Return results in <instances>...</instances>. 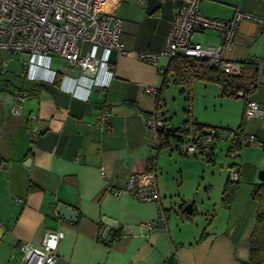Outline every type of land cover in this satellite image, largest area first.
Here are the masks:
<instances>
[{
    "label": "crops",
    "instance_id": "obj_1",
    "mask_svg": "<svg viewBox=\"0 0 264 264\" xmlns=\"http://www.w3.org/2000/svg\"><path fill=\"white\" fill-rule=\"evenodd\" d=\"M142 1L107 5L121 20L119 39L125 51L110 52L109 65L100 64L92 76L81 77L74 67L62 71L64 62L54 53L0 50V60L8 59L7 70L0 72V264H21L22 242L40 244L46 230L60 227L64 236L57 245V264H247L257 206L250 193L260 181L258 170L264 168V116L247 115L244 108L249 99L264 105V70H257L254 89L245 96L219 91L221 105L234 106L242 121L222 117L216 123L229 129L241 124L243 132L260 143L245 141L239 134L240 147L235 148L236 136L229 133V138L223 135L205 150L191 152L193 158L200 156L212 165L211 174L217 168L224 181L231 167L238 169L229 205L222 203L223 181V207L216 209L211 181H198L196 193L183 186L180 163L196 162L183 151V143L200 133L188 127L181 140L170 137L159 147L150 143L146 120L156 110V99L143 88L163 82L165 69L158 68L166 67L170 59L161 51L182 0ZM236 8L264 16V0L200 2L203 14L222 19ZM191 40L203 45L221 42L214 30H197ZM143 51L157 53L156 64L141 58ZM227 56L239 61L264 57V31L256 22L239 23ZM195 79L190 81L192 88L204 82V91L210 85L221 89L218 83ZM163 92L156 111L166 119L165 128L179 127L186 113L180 124L172 122L168 107L162 109ZM18 94L24 95L20 114L10 109ZM189 109L190 119L205 130L209 123L198 117L194 106ZM101 111L105 118L98 124ZM222 140H229L227 155L217 167L215 150ZM153 155L150 168L148 158ZM28 157L30 163L25 164ZM177 163L180 182L174 184L176 177L169 172ZM145 172L154 174L159 205L126 192L112 194L130 174ZM60 202L77 211L74 221L60 218L56 211ZM102 216L117 222L106 238L110 243L101 238Z\"/></svg>",
    "mask_w": 264,
    "mask_h": 264
},
{
    "label": "built area",
    "instance_id": "obj_2",
    "mask_svg": "<svg viewBox=\"0 0 264 264\" xmlns=\"http://www.w3.org/2000/svg\"><path fill=\"white\" fill-rule=\"evenodd\" d=\"M119 0H0V50L10 54L20 52L48 55L54 53L64 62L61 70L74 67L79 76H92L100 64L109 65V54L123 53L124 47L119 39L121 20L108 4L115 5ZM143 4L142 0H139ZM201 0H182L177 12L170 21L165 45L161 53L171 59L177 54L189 58H205L209 66L219 68L229 75L242 72L244 62L252 63L257 70H264V57H249L243 61L227 56L235 43L237 27L243 20H251L264 31V16L236 8L229 18H217L200 11ZM197 30H214L220 35L218 45H203L192 41ZM139 56L156 64L158 54L143 51ZM8 59L0 60V72L7 70ZM166 67H159L162 71ZM158 87L146 85L143 90L155 95ZM242 91H238L241 94ZM23 94H18L11 111L20 114ZM244 113L256 117L264 116V105L255 100H247ZM105 112H99L97 123L101 124ZM166 121L154 110L146 120L150 143H159L158 131ZM236 133L232 131L231 134ZM245 141L260 143L252 134L241 132ZM223 138L217 127L205 129L183 143V151H203ZM233 153V152H232ZM154 155L148 158V166L153 167ZM101 176L104 172L101 171ZM152 172L130 174L125 185L112 191L114 196L128 193L139 200L153 201L159 205L158 191ZM229 177L238 178L237 167H231ZM64 236V230H46L40 244L24 241L21 264H57V245Z\"/></svg>",
    "mask_w": 264,
    "mask_h": 264
},
{
    "label": "trees",
    "instance_id": "obj_3",
    "mask_svg": "<svg viewBox=\"0 0 264 264\" xmlns=\"http://www.w3.org/2000/svg\"><path fill=\"white\" fill-rule=\"evenodd\" d=\"M257 72V68L254 64L244 62L241 74L229 75L219 68L209 66L205 58H189L179 53L169 60L163 71V82L161 86L158 87L157 93L155 94L156 110L162 100L164 85L167 83V74L173 77L176 84L185 83L189 85L192 78H198L205 82H215L220 84L222 95L238 97L245 96L254 89ZM239 90L242 91L241 94H238ZM189 106L190 104L184 108L186 118L181 126L168 129L162 126V128H160L158 131L159 143L157 147L161 146V144L165 142V139L170 137H172L173 140H181L184 131L187 130L188 127H191L194 131H198L200 134L204 133V125L190 119ZM241 132H243L242 125L239 124L236 133H234L236 137L232 138V141H235L232 147H240L239 138L237 137ZM237 184L238 178L233 180L229 175L226 177L222 188L223 205H229ZM250 195L257 202V206L254 213L253 227L248 236V258L246 263L264 264V181L257 182L253 186ZM103 241L106 243L111 242L110 239H104Z\"/></svg>",
    "mask_w": 264,
    "mask_h": 264
},
{
    "label": "rangeland",
    "instance_id": "obj_4",
    "mask_svg": "<svg viewBox=\"0 0 264 264\" xmlns=\"http://www.w3.org/2000/svg\"><path fill=\"white\" fill-rule=\"evenodd\" d=\"M167 79L168 82L164 85L163 89L164 104L166 103V105L163 104L162 109L165 111V107H168V116H171L170 118H172V122H174L176 125L180 124L184 113L183 107H187L188 104H190V108L191 106L195 107V111L198 117L204 122L209 123L205 126L206 129L211 127H217L219 132H222L223 135L227 136L226 138H229V133L231 134L232 131H236L238 127L237 124L241 123L242 119L240 120V117L237 118L238 116L234 114V106L221 105V100L219 97V91L221 89L219 85H210L209 89H207V91H204V82L202 81H200L202 82V85H196L192 88L190 84H176L170 74H167ZM222 117H228L229 121H235L236 123H238L233 128H231L232 130L224 126H216V123H219V119ZM228 141L222 140L217 143V148L215 150L217 167L219 166L221 159L225 158L227 155L226 148L228 145L227 143H229ZM178 156L182 157V155ZM189 156L190 159L196 160V162L184 160V163H180L183 167V186L192 188L191 193H196V189L194 188V186L197 184L198 181L202 180V183L211 181L210 183L214 185L215 201H217L215 207L216 209H219L220 205L222 206L220 199L221 184L224 180H222V178L217 174L218 169L215 168V173L211 174L210 171L212 165L210 163H206L200 156H198L197 159L193 158L191 152L189 153ZM180 164H172L169 172L170 176L174 175L176 177L174 184L180 182V174L178 173V168ZM200 192L201 190L197 192L198 201L200 200ZM204 207L199 205V209H201L202 211H204Z\"/></svg>",
    "mask_w": 264,
    "mask_h": 264
},
{
    "label": "water",
    "instance_id": "obj_5",
    "mask_svg": "<svg viewBox=\"0 0 264 264\" xmlns=\"http://www.w3.org/2000/svg\"><path fill=\"white\" fill-rule=\"evenodd\" d=\"M30 160L31 159L28 157V158H26L24 163L29 164ZM258 179L260 181H264V168H261L258 170ZM56 211H57V213L61 219H64V220L69 221V222L74 221L76 219L77 211L67 204H64L62 202L58 203ZM101 220H102L103 224L105 225L103 228V231L101 233V238L106 239L109 231L112 228L116 227L117 222L115 219L110 218L108 216H102Z\"/></svg>",
    "mask_w": 264,
    "mask_h": 264
}]
</instances>
